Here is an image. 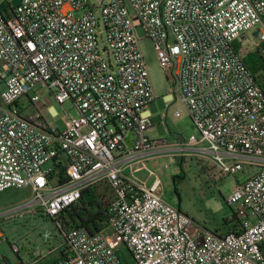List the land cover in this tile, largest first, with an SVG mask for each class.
<instances>
[{"label":"built area","instance_id":"2783aa9c","mask_svg":"<svg viewBox=\"0 0 264 264\" xmlns=\"http://www.w3.org/2000/svg\"><path fill=\"white\" fill-rule=\"evenodd\" d=\"M138 29L154 41L190 114L188 139L146 135L156 95ZM256 30L258 46L264 0H21L0 8V192L31 189L0 211V242L8 239L3 220L42 213L62 233L49 253L63 256L0 254V264H123L119 245L134 264H264V87L235 46ZM40 84L77 111L72 117L64 108V128L19 102ZM160 156L196 157L232 176L253 171L236 179L227 199L238 228L212 231L165 199L147 165ZM101 183L114 194L107 226L66 229L62 212Z\"/></svg>","mask_w":264,"mask_h":264},{"label":"rangeland","instance_id":"374dc122","mask_svg":"<svg viewBox=\"0 0 264 264\" xmlns=\"http://www.w3.org/2000/svg\"><path fill=\"white\" fill-rule=\"evenodd\" d=\"M5 1L7 0H0V6ZM103 29L101 24L98 30ZM138 34L139 45L156 95L155 100L148 106L152 114L153 126L147 130L146 135L150 139H166L168 142L188 139L194 133V124L190 114L177 98L172 82L168 80L165 70L159 63L154 41L147 37L141 29H138ZM251 34L252 32L248 34L247 42H243L240 50L242 56L254 48L253 41L256 40ZM99 42L103 48L105 34L99 35ZM2 89L3 87H1ZM35 94L39 96V100L32 104L29 96ZM167 95H172V98ZM19 102L28 108V113L36 114L39 111L48 123L58 125L61 128L65 126L63 121V117L66 116L64 108L67 109L70 116H77V111L72 107L71 102L62 106L49 89L41 84L22 96ZM50 107L57 112L56 117L51 115ZM177 110L181 111V116L175 115ZM166 164L169 165L168 168H165ZM147 165L161 179L165 199L188 214L194 222L221 233L229 231L232 227V223L226 225L224 222L232 219L235 210L234 206L228 204L227 199L236 179H243L246 175L253 173V171L239 172L232 176L219 171L212 172L210 169L203 170L204 162L189 156L184 158L183 163L180 160L170 159L169 156H160L149 161ZM100 186L102 192H106L108 195L112 194L108 184L101 183ZM30 196L31 189L29 187L6 189L0 192V211L19 204ZM2 228L8 239L0 242V254L11 261H16L20 257L28 260L29 257L44 255L50 259L54 257V254L49 253V251L54 247H59L62 243V233L55 221L42 213L26 214L3 220ZM11 243H16L19 246L20 252L18 254L13 252ZM119 246L120 253L127 264H134L128 249L125 246Z\"/></svg>","mask_w":264,"mask_h":264},{"label":"trees","instance_id":"16d2710c","mask_svg":"<svg viewBox=\"0 0 264 264\" xmlns=\"http://www.w3.org/2000/svg\"><path fill=\"white\" fill-rule=\"evenodd\" d=\"M0 8L6 10L11 8V0L5 1ZM243 42H247V38L244 36L235 42V46L238 50H241ZM246 66L256 75L260 83L264 87V42L260 45H254V48L250 50L246 55L242 56ZM184 159H181L183 163ZM202 161V160H201ZM204 162V161H202ZM202 169H210L212 172H218L212 165L204 162ZM107 187L105 188V190ZM112 191V189H111ZM114 194H107L101 191V186L96 185L83 190L82 198L77 204L71 205L66 208L60 215V219L66 229L82 227L89 232H95L104 229L108 224L107 205L112 200ZM232 223V227L229 231L236 230L238 228V220L233 211L231 220H227L224 224L228 225ZM114 242V238L111 237ZM120 252V247H117ZM123 264H127L125 258H123Z\"/></svg>","mask_w":264,"mask_h":264},{"label":"crops","instance_id":"0c3cea01","mask_svg":"<svg viewBox=\"0 0 264 264\" xmlns=\"http://www.w3.org/2000/svg\"><path fill=\"white\" fill-rule=\"evenodd\" d=\"M1 87L2 86H0V90H1ZM54 254V257H52V258H50V260H55V259H62L63 258V256H62V252L61 251H56V252H54L53 253ZM19 259H21V260H25V259H23L22 257H20ZM29 259H30V257H29Z\"/></svg>","mask_w":264,"mask_h":264},{"label":"water","instance_id":"95a60500","mask_svg":"<svg viewBox=\"0 0 264 264\" xmlns=\"http://www.w3.org/2000/svg\"><path fill=\"white\" fill-rule=\"evenodd\" d=\"M21 0H11V4L13 6H18L20 4ZM253 37L257 38L258 37V30L254 31L252 34Z\"/></svg>","mask_w":264,"mask_h":264}]
</instances>
